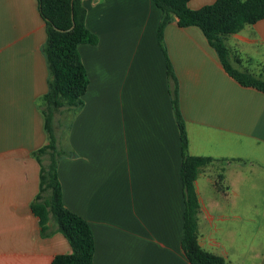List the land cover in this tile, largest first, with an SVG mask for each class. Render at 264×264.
<instances>
[{
	"label": "crops",
	"instance_id": "obj_1",
	"mask_svg": "<svg viewBox=\"0 0 264 264\" xmlns=\"http://www.w3.org/2000/svg\"><path fill=\"white\" fill-rule=\"evenodd\" d=\"M81 3L98 42L77 48L89 80L82 105L53 119L63 206L88 223L93 264H189L179 133L156 39L161 12L152 0ZM46 38L36 0H0V264H50L71 252L60 233L41 236L30 210L39 191L34 153L47 144ZM223 42L233 70L264 80V20ZM163 43L187 154L209 160L194 181L199 245L226 264H264V201L251 234L234 223L241 228L235 198L264 200V93L230 77L197 27L179 28L175 18Z\"/></svg>",
	"mask_w": 264,
	"mask_h": 264
},
{
	"label": "trees",
	"instance_id": "obj_2",
	"mask_svg": "<svg viewBox=\"0 0 264 264\" xmlns=\"http://www.w3.org/2000/svg\"><path fill=\"white\" fill-rule=\"evenodd\" d=\"M36 1L39 15L46 26L43 52L50 77L49 90L41 100L47 144L34 153L40 166L39 191L30 210L38 219L42 237L58 232L70 246L69 254L54 256L50 264H93L94 241L88 223L62 203L57 164L64 152L58 146L53 119L66 107L82 105L89 80L77 48L79 45L95 46L98 38L85 27L86 12L82 0ZM189 1L152 0L161 12L156 39L165 60L171 107L180 140V179L184 205L181 250L189 264H226L223 258L202 249L198 242L199 204L194 181L209 160L187 154V137L178 108L177 83L163 43V30L175 18L179 28L197 27L230 77L243 87H252L264 93V80L231 68L228 50L223 42L225 37L241 31L246 25L264 20V0H215L196 10L188 8Z\"/></svg>",
	"mask_w": 264,
	"mask_h": 264
},
{
	"label": "rangeland",
	"instance_id": "obj_3",
	"mask_svg": "<svg viewBox=\"0 0 264 264\" xmlns=\"http://www.w3.org/2000/svg\"><path fill=\"white\" fill-rule=\"evenodd\" d=\"M64 130H65V125L63 127H60L58 131H59V133L64 134V132H65ZM57 139H58V136H57ZM236 186H238V188H239V184H236ZM262 201H264V200L248 199V198H243L242 199V197H240L239 200H237V198H235L234 213H235V215L239 214L241 216L240 224H242V226L240 228L239 222L238 221L234 222V223H237V224H235V226H238V228H239V231H238L239 235H242V231L243 230L245 231L243 233H246L247 235L251 234L250 231L249 232L246 231V228L251 227L252 225H257L258 224V216L261 213H263V212L259 211L261 205L263 204ZM250 206H251V210H255L254 211L255 214H252L251 212L249 214ZM254 235H256V233H254Z\"/></svg>",
	"mask_w": 264,
	"mask_h": 264
},
{
	"label": "water",
	"instance_id": "obj_4",
	"mask_svg": "<svg viewBox=\"0 0 264 264\" xmlns=\"http://www.w3.org/2000/svg\"><path fill=\"white\" fill-rule=\"evenodd\" d=\"M71 18H72V16H71ZM73 27V24H72V26H71V28Z\"/></svg>",
	"mask_w": 264,
	"mask_h": 264
}]
</instances>
